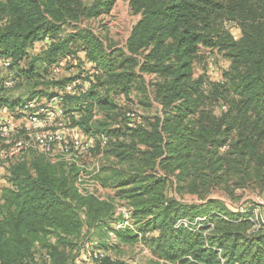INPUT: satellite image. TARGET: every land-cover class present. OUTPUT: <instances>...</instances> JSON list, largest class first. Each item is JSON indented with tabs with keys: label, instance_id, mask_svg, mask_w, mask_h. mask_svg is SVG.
<instances>
[{
	"label": "trees",
	"instance_id": "obj_1",
	"mask_svg": "<svg viewBox=\"0 0 264 264\" xmlns=\"http://www.w3.org/2000/svg\"><path fill=\"white\" fill-rule=\"evenodd\" d=\"M116 2L0 0V61L17 70L13 89L29 101L78 83L64 105L86 136L99 143L107 134L106 161L93 179L114 192L82 194L79 159L52 163L37 150H6L0 264H74L89 256L94 236L102 240L123 221L117 206L131 209L135 229L113 231L125 244L144 239L150 264H264L253 213L210 198L234 187L264 194V0H130L140 20L124 48L82 26ZM35 44L42 51L32 56ZM204 48L231 62L219 82L195 75ZM63 63L70 76L52 72ZM3 91L0 109L25 111L26 101ZM95 108L104 119H93ZM172 186L201 203L178 200Z\"/></svg>",
	"mask_w": 264,
	"mask_h": 264
},
{
	"label": "crops",
	"instance_id": "obj_2",
	"mask_svg": "<svg viewBox=\"0 0 264 264\" xmlns=\"http://www.w3.org/2000/svg\"><path fill=\"white\" fill-rule=\"evenodd\" d=\"M117 2H118V0H117ZM117 2H116V4H117ZM129 3H130V1H129ZM129 9H130V6H129ZM131 14H132V12H131ZM138 17H140V16H138ZM100 18H98V19H100ZM98 19L92 20V21H97ZM139 20H140V18H139ZM84 27H86V26H84ZM133 28L131 30V33L133 31ZM131 33L129 34L127 40L129 39ZM127 40H126V42H127ZM126 42H125V45H126ZM125 45L122 46V47L119 46V48H124ZM41 51H42V46L39 45V44H35V46L30 50V55L35 56V55L39 54ZM210 52H211L210 49H205L204 48V49H202L201 54H203V53L204 54H208ZM74 61H76V60H74ZM74 61H73V63H74ZM76 64L77 63H75L74 65H76ZM54 68H56V67L52 68V72L55 75H59V76H70L71 75V72H68V71L65 70L67 68V66H65V63L61 64V66L58 67L59 70H58L57 73L54 72ZM63 73L65 75H63ZM16 74H17V70H10V68L6 67L4 65V63L0 61V88L4 89V91L1 94H5L6 97H8L11 100H17V99L21 98L24 101H26V103H27L28 102L27 101L28 97L24 95L25 91L23 89H13V87L12 88H6L5 85H4L6 82H9V81L14 82L13 80H14V77H15ZM201 74L196 75V73H195L196 76H200ZM147 80H149V78ZM80 84H81V82H80ZM10 90H13V92H11ZM15 90H22V94L21 95L14 94ZM58 92H57L56 95L60 94V92L59 93ZM76 93H78V91ZM54 96L55 95L44 96V97H36V98H34L32 100L37 99L40 102H46L47 100H49L50 98H52ZM132 97H134V99H136V93H133ZM117 100L119 102H121V103H124L125 102L124 95H121V96L117 97ZM65 109H66V106H65ZM139 112L141 114H143V115H146V111L143 108H141V107L139 108ZM78 118L79 117L77 115H75V119L78 120ZM93 119L94 120H102V119H104V114L101 111H99L98 109L95 108V110L93 111ZM60 121H61V118H59L57 120H51V119L47 120L46 123H45V128L48 129V130H60L65 135L66 134L70 135L69 133L72 132V133H74V135L72 137L81 136V137H83V140L91 142V144L93 146V148L91 149L92 152L90 151L91 153L89 152L86 155H84V156H82L80 158H77V159H79V161H78L79 166H81L83 168V171H81L79 175H86L88 177V179H90L91 181L96 182L93 178L100 172L101 168L103 167V165L105 164V161H106L105 158H104L103 149L107 145V134L102 135L99 143H97V140H96L95 137L86 136L84 134V132L81 130V128L79 126L75 125L73 117H71V116H69L67 114V109H66V120H65V126L64 127H59L58 126ZM3 124L10 125L12 127V130H13L14 133L15 132H20V131H25V128L28 125L27 113L25 111H18V109H17V111H15V110H10V109H8L6 107L2 108V109H0V125H3ZM72 137H71V139H74ZM4 149H5L4 145L2 143H0V157H1V154H5ZM36 150H37V152H40L38 149H36ZM95 150H97L98 152L96 151V153H95ZM30 154L31 153L28 152L25 156L28 157V156H30ZM46 157L52 163H56V162H58L60 160H66V161H71V162L75 160V159H73L71 157L65 156L62 153V149H61L60 145H57L55 147V151H54L52 157H48V156H46ZM2 158H5V156H3ZM4 166H6V173H7V168L10 166V162L7 161V160L4 161ZM5 176L6 175H0V199H1V195H2V189L4 187L8 186V184H7L6 180H5ZM96 183H98V182H96ZM100 188L101 189L99 190L98 193H99V195H100L99 197L101 199H106V198L114 195V192H113L112 189L103 188V187H101V185H100ZM122 207H125V208H122ZM122 209L129 210L130 208H128L127 206H117L116 207V215L117 216H121L122 219H123L122 212H121ZM131 219H132V217H131ZM132 221L134 223L133 219H132ZM120 222L121 221L112 222V224H111L112 229L113 230H118L116 227H117V225ZM113 230L109 231L102 240H99L98 237L94 236V238L92 239V242L88 243L87 246L91 247L92 249H101V250H103L104 252H106L108 254H114L115 250H113V249H115L116 247L123 246V245H126V246L130 245V246H135L140 251L144 252V254L146 256V260H147L146 264H150V261L152 259H155L153 257V255H152L151 250L149 249V247H148V245H147V243H146V241L144 239H142L140 237L138 239V241L136 243H134V244H125V243H122L119 240L117 234ZM101 243L103 245H101ZM88 257H89L88 254L86 255L85 253H81L80 256L75 260L74 264H90ZM123 264H130V263L124 262Z\"/></svg>",
	"mask_w": 264,
	"mask_h": 264
},
{
	"label": "rangeland",
	"instance_id": "obj_3",
	"mask_svg": "<svg viewBox=\"0 0 264 264\" xmlns=\"http://www.w3.org/2000/svg\"><path fill=\"white\" fill-rule=\"evenodd\" d=\"M130 0H118L117 4L113 8L112 12L109 15H105L98 19L97 21H91L87 24H82V26H89L96 31V33L102 32L106 33L110 42L114 43L117 47L124 46L125 42L131 33L132 28L137 23L140 17L134 16L131 14L129 9ZM102 26H105L106 29H102ZM233 34L238 38L240 36L239 30L232 28ZM204 54V53H203ZM202 54V55H203ZM204 62L198 60L195 65V73L206 74L212 81L219 82L224 78V74L230 69L231 62L220 55L217 52L211 50L210 53L204 54ZM201 74V75H202ZM62 75V74H61ZM63 75H65L63 73ZM13 92V90H10ZM14 94H22V90H15ZM25 131L15 132V139H22V136ZM68 140H72L71 137L74 133L70 132ZM83 139V137H72ZM0 143L1 140H0ZM3 144V143H2ZM5 147V146H4ZM6 151V148L4 149ZM36 151V149H28L22 152L20 157H24L28 152ZM5 158L0 157V175H6V166H4ZM163 176V175H159ZM173 190L171 195L178 200L187 203H201L198 197L186 194L184 197L178 194L175 191V187L172 186ZM233 194H227L225 192H217L211 195L210 198L223 201L228 208L233 212L246 213L251 211L254 215L252 221L254 222V230H263L264 231V194L260 190L254 188H231ZM120 204H126L122 201ZM125 208V207H122ZM114 254H108V256L113 261L118 262H127L130 264H146V256L144 252L140 251L135 246L123 245L118 246L115 249Z\"/></svg>",
	"mask_w": 264,
	"mask_h": 264
},
{
	"label": "built area",
	"instance_id": "obj_4",
	"mask_svg": "<svg viewBox=\"0 0 264 264\" xmlns=\"http://www.w3.org/2000/svg\"><path fill=\"white\" fill-rule=\"evenodd\" d=\"M46 42L50 39L46 38ZM77 63L74 61V64ZM6 67H9V63H4ZM58 67L54 68V72H58ZM6 88H12L14 82L9 81L5 84ZM78 83L72 82L65 88L64 93H60L50 98L46 102H40L39 100H30L24 105L25 112L27 113L28 125L25 128V132L22 139H15L12 127L8 124L0 125V140L5 146L6 150L14 157H20L22 152L28 149H38L44 155L52 157L57 145L61 146L62 153L65 156L77 159L91 151L93 148L91 142L83 139L74 138L68 140L67 136L60 130H48L45 128L47 120H57L61 118L59 127L65 126L66 109H65V93L75 94L77 92ZM90 82H86L82 87L89 88ZM5 156V154H1ZM76 186L82 194H94L99 195L100 185L94 181L88 179L86 175H79L76 182ZM130 210V209H129ZM122 209L123 221L117 225V229L130 228L135 229V225L131 219V210ZM108 254L101 249H92L89 253L90 264H104L105 259L108 258ZM112 260V259H111ZM113 261V260H112Z\"/></svg>",
	"mask_w": 264,
	"mask_h": 264
}]
</instances>
